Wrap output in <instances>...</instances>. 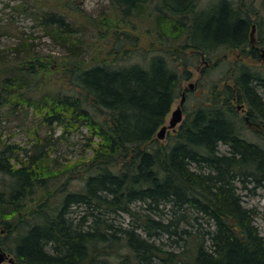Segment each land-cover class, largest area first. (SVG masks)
Returning <instances> with one entry per match:
<instances>
[{"label":"trees","instance_id":"trees-1","mask_svg":"<svg viewBox=\"0 0 264 264\" xmlns=\"http://www.w3.org/2000/svg\"><path fill=\"white\" fill-rule=\"evenodd\" d=\"M6 5L65 52L35 49L0 19V36L17 38L0 50V114L36 117L29 144L0 141V247L12 264H264L239 193L264 189V139L244 136L231 102L264 128V75L224 58V82L208 79L174 134L155 137L197 54L257 56L250 1L109 0L96 15L76 0ZM74 134L84 153L63 162L52 140ZM72 206L84 207L76 222ZM120 214L131 224L115 226Z\"/></svg>","mask_w":264,"mask_h":264},{"label":"rangeland","instance_id":"rangeland-1","mask_svg":"<svg viewBox=\"0 0 264 264\" xmlns=\"http://www.w3.org/2000/svg\"><path fill=\"white\" fill-rule=\"evenodd\" d=\"M208 0H202V2H207ZM250 1L251 9L249 11L251 19L257 21V27L255 29L256 37L264 40V0H247ZM19 2V0H0V19L10 18V20L14 23L18 30L24 31V33L28 36L29 39L32 40L35 49L43 51V52H50L57 55H61L65 53L62 47L58 44L51 41V39L44 35V33L38 28L35 22L32 20V17L29 14L23 13H16L12 11L6 3L15 4ZM77 4L81 9L85 12L96 15L100 13L102 10L106 9L109 4V0H76ZM254 35V34H253ZM17 42V38L15 35H4L0 36V50L7 49ZM264 45V44H263ZM234 52L233 54H235ZM229 55L228 59H232L234 55ZM246 59V62L252 65L258 72L264 75V60L259 57V59ZM195 61V60H194ZM175 64V62H174ZM197 69L191 68L190 71L192 72L193 76L191 79L186 80L183 82V86H187L189 82L193 83L195 77H198V73L200 69H203L205 63L197 58ZM223 68V67H221ZM209 76V80H215L220 72L216 70H211L210 72H206ZM202 94V88H196L195 91L190 92L188 95L184 105L188 111L193 109L194 104L197 102L199 95ZM179 97L175 99L172 104L171 109L175 108L176 105L179 103ZM6 109V107H2V109ZM169 114L166 116L165 121L167 122L169 118ZM25 116L23 122H19V120L12 114V115H2L0 114V141L5 140L6 142L16 141L20 144H29L30 143V130L29 127L36 124L35 120L36 117L33 115L32 110L30 109ZM178 127V126H177ZM176 127V128H177ZM44 132V130H41ZM171 133L172 130H169ZM246 137L253 139L255 138L254 132L252 133L251 128L245 129ZM56 136V134L54 135ZM258 139V138H257ZM260 140V139H258ZM53 154L55 156H59L63 162H65V158L70 160H75L78 157H81L84 153L82 143L83 139L80 134H74L70 136L68 140H55L53 138ZM262 141V140H260ZM79 185V180H73L70 188H75ZM240 195L243 198V202L246 206L254 208L256 211L255 215V224L259 229V233L264 237V189H257L255 193H250L244 190H239ZM136 210H140L142 207H139V204L135 206ZM74 211L70 212V217L76 222L80 219V216L84 213V207L80 206H72ZM112 217V216H111ZM114 225L115 226H122L127 227L131 224L132 220L126 214H120L114 216ZM206 225V223L204 224ZM1 233V232H0ZM164 245L174 246L176 243L174 242H164Z\"/></svg>","mask_w":264,"mask_h":264},{"label":"bare ground","instance_id":"bare-ground-1","mask_svg":"<svg viewBox=\"0 0 264 264\" xmlns=\"http://www.w3.org/2000/svg\"><path fill=\"white\" fill-rule=\"evenodd\" d=\"M254 37H255V34H254V36H253V39H254ZM220 51V50H219ZM227 51V52H226ZM234 52H236V53H238L239 55V58H249V59H254V55L250 52V46H246L245 47V49L244 50H242V49H240L239 47H234V48H232V49H228V50H224V48H223V52H221L220 54H219V52L215 49V51L214 52H211V53H209V54H206V56H205V59H208V58H210V57H212L211 59H212V63H210V64H208V65H206L205 64V66H204V68L203 69H200L203 73L202 74H206V72H210L211 70H216L217 72H220L221 74H219L218 76H217V80H218V82H224V80H223V77H222V69L224 68V64H225V60L223 59V57H221L222 55H224L225 57H227L229 54H231V53H234ZM236 55V54H235ZM198 58V57H197ZM236 59H237V57H235ZM210 59V60H211ZM223 59V60H222ZM242 61L243 62H246V59H242ZM247 63V62H246ZM249 64V63H248ZM194 65H197V59H195V61H194ZM214 67V68H213ZM221 67H223V68H221ZM200 70H199V72H200ZM207 76H208V74H206ZM208 78H209V76H208ZM215 79V80H216ZM184 88L185 87H182V89H181V96L179 97L180 99H181V97H182V93H184V96H185V92H184ZM180 99H179V102H180ZM231 102H233V105H234V108H235V111L237 112V108H240V107H245L246 108V103H244V102H242V103H237L235 100H234V98L233 99H231ZM173 104V103H172ZM179 104V103H178ZM177 104V105H178ZM177 105H176V107H177ZM195 106H196V104L193 106V108H195ZM171 107H172V105H171ZM175 107V108H176ZM175 108H173V109H171L170 108V110H169V112H171L172 110H174ZM181 109H182V111L184 112V105L182 104V106H181ZM187 111V110H186ZM238 113V117L240 118V122H243V123H241V125L239 126V128L240 129H242V131H243V134H244V136L246 137V134H245V129L246 128H251L252 129V133L254 132V134H255V138H253V139H250V138H248V137H246L247 139H249V140H251V141H256V142H262L263 141V139H264V128L262 129V131L261 132H259V131H257L254 127H252L251 125H248L245 121H244V119H242V116L239 114V112H237ZM163 124H165V123H163ZM162 124V125H163ZM161 125V126H162ZM160 126V127H161ZM159 127V128H160ZM158 128V129H159ZM158 129H157V131H158ZM170 129H167V131H166V133H165V136H164V138L163 139H158L157 137H156V133H155V137L158 139V140H160V141H163L165 138H166V135L168 134V133H171L170 131H169ZM172 130V132H173V134H174V132L177 130V128H175L174 130L173 129H171ZM156 131V132H157ZM260 139V140H262V141H260V140H258V139ZM53 145H54V143H53ZM222 146V145H221ZM219 147V151L220 152H222V153H225V150H223V148L222 147ZM65 161L66 160H68L67 158H65L64 159ZM258 189H263V188H258ZM241 202H242V204L245 206V207H247V208H251V207H248V206H246L245 204H244V202H243V198H242V196H241ZM256 215V214H255ZM255 215H254V218H255ZM255 220V219H254ZM254 224H255V221H254ZM256 225V224H255ZM256 227H257V225H256ZM258 228V227H257ZM258 231H259V229H258ZM7 252V251H6ZM9 253V252H8ZM13 260H14V257H13Z\"/></svg>","mask_w":264,"mask_h":264},{"label":"flooded vegetation","instance_id":"flooded-vegetation-1","mask_svg":"<svg viewBox=\"0 0 264 264\" xmlns=\"http://www.w3.org/2000/svg\"><path fill=\"white\" fill-rule=\"evenodd\" d=\"M256 27H257V24H256V22H251V25H250V32L252 31V28H253V34H255V29H256ZM254 36V35H253ZM250 42H251V46L252 47H254L255 48V52H256V59L258 58L259 59V57L261 58V59H263L264 60V40L263 39H261V37H259V38H257L256 37V34H255V37H254V39H250ZM233 53H231V54H229V55H232ZM236 54V55H235ZM235 54H233L234 55V57H237V59L239 58V54L238 53H235ZM228 55V56H229ZM205 56H206V54H197V57H199L200 58V60H202L206 65H208V64H210V63H212V57H210V58H208V59H205ZM228 56L227 57H225L224 55H222L221 57H223V59L224 58H227L228 59ZM211 59V60H210ZM222 59V60H223ZM194 61V60H193ZM197 66L198 65H193V66H191V68H196L197 69ZM191 72V71H190ZM203 72L200 70V72L198 73V77H195V80H194V82L193 83H191V82H189L188 83V85L187 86H183V87H185L184 88V92H185V100L184 101H186V99H187V97H188V95L190 94V92H194L195 91V89L196 88H202V94L204 93V88H205V84L208 82V76L205 74H202ZM192 76H193V74H192V72H191V78H192ZM191 78H189V79H191ZM188 79V80H189ZM190 83H191V85H190ZM202 94H200L199 95V97H201V95ZM180 96H181V93H180ZM179 96V97H180ZM185 103V102H184ZM184 103H183V105H184ZM182 106V105H181ZM237 111L239 112V114L242 116V117H244V121L248 124V125H251L252 127H254L257 131H259V132H261L262 131V129H263V126L259 123V122H256V121H249L248 120V118L245 116V114H246V108L245 107H240V108H237ZM182 113H183V115H184V112L182 111ZM246 117V118H245ZM7 253V256L5 257V259L2 261V263L1 264H12L13 263V255L12 254H10V253H8V252H6Z\"/></svg>","mask_w":264,"mask_h":264},{"label":"water","instance_id":"water-1","mask_svg":"<svg viewBox=\"0 0 264 264\" xmlns=\"http://www.w3.org/2000/svg\"><path fill=\"white\" fill-rule=\"evenodd\" d=\"M250 39L251 40L253 39V28H252V31L250 32ZM190 85H191V83H190ZM184 100H185L184 93H182V97L180 99L179 104L177 105V107L174 110H172L170 112V116H169L167 122L165 124H163L158 129V131L156 132V137L158 139L164 138L167 129H173L174 130L176 128V126L178 124H180V122L182 121V118H183L181 105L184 103ZM6 256H7V253L0 248V264L5 259Z\"/></svg>","mask_w":264,"mask_h":264}]
</instances>
